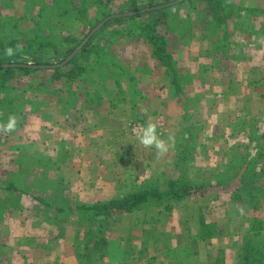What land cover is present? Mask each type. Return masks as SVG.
Masks as SVG:
<instances>
[{
  "label": "rangeland",
  "instance_id": "rangeland-1",
  "mask_svg": "<svg viewBox=\"0 0 264 264\" xmlns=\"http://www.w3.org/2000/svg\"><path fill=\"white\" fill-rule=\"evenodd\" d=\"M132 1L0 0V44L16 50L3 61L34 70L80 45L103 12L123 15L93 39L90 56L80 57L86 71L78 78L0 76V86L7 78L12 85L0 90V123L18 117L14 132H0V264H239L246 235L264 236V117L253 114L264 95V81L256 80L264 79V0H225L222 10L200 0H152L153 7L175 2L153 10L149 0H136L142 12L130 21L123 5ZM152 31L183 76L176 77L185 81L180 89L156 58ZM105 46L114 65L97 57ZM149 121L162 138L175 136L163 158L132 134ZM184 170L203 185L197 194L167 208L137 209L131 227L123 215L89 223L78 213L79 204L146 184L165 190ZM47 203L66 208L69 225L45 222ZM89 236L105 238V246L86 251ZM100 254L108 261L96 260Z\"/></svg>",
  "mask_w": 264,
  "mask_h": 264
},
{
  "label": "trees",
  "instance_id": "trees-1",
  "mask_svg": "<svg viewBox=\"0 0 264 264\" xmlns=\"http://www.w3.org/2000/svg\"><path fill=\"white\" fill-rule=\"evenodd\" d=\"M135 1L136 0H134V2L132 1L133 2L132 4L125 2L123 5L124 8H126V10H128V11L134 12V14H135L136 11L139 10L136 7ZM149 1L150 2L148 3V7L155 6L154 2L152 0H149ZM170 1H173V0H164L165 3L170 2ZM187 1H191V0H184V1H181L180 3L182 4V3H185ZM200 1L206 2L208 5H212L211 6L212 10H213V8L215 9L214 5L219 6L220 7V8H218L219 10H222L227 5L225 0H200ZM160 11H158V12H160ZM111 14H113V11L107 10L106 12L102 13V18H106L107 16H109ZM136 17H138V16L132 14V15L128 16L127 18L131 21V20L135 19ZM121 20H122V17H116V18H111V19L107 20L105 22V24L98 31H96L88 39V41L85 42V44L80 48V50L63 66H59V65L64 60H66L65 58L69 54H71L74 51V49H76L79 46V44H77V45L73 46L71 49H69L67 51V55H65L63 58L59 59L56 62V65H48L46 63L44 65H41L40 63H38V69L37 70L36 69L34 70L28 64L15 63L14 61H11V60H8L6 63H4V61H3L4 58L6 59L8 57V56L4 55V53H5L4 50L6 49V46L3 47L0 44V76L11 77V76L16 75V73H19V72H21L22 74H30V73H34V72H38V71L39 72L47 71V72H53V74L57 78L58 77H66V79H68V80L78 78L79 76H81V73L86 71L84 65L78 64V60L80 59V57H82V55L90 56L92 51H94L93 50L94 47L91 46L93 39L95 37H97L98 35H100L101 33H103L104 30H107L109 25L112 24V22H115V21L118 22ZM94 22H96V23L89 25V28H88L89 32L95 27L96 24H98L100 22V20H95ZM131 33L132 32H130V34ZM148 39H149V43L156 49L155 50L156 58H158V60H160V61L163 60L161 63V66L164 68V71H166L165 72L166 76H168L170 78V79L169 78L168 79L171 81V84L173 86L175 84L180 89L181 86L183 84H185V81L184 80L177 81L176 77L179 78V77H183V76L178 75V72H176V71H178L177 68H175V66L172 63H169L170 60L169 61L165 60V58H167L168 56L170 57V55H167L165 50H164L166 42L164 41V39L159 38L156 35H154V31L150 32V37ZM214 48L217 49V46L212 45L213 50H214ZM107 49H108V46H105V47L101 48L99 50V52H96L98 59L100 58V56H104L106 58V60L111 61L110 60L111 55L109 54V52L105 51ZM101 51H103V52H101ZM13 56H15V55H13ZM82 58H84V57H82ZM96 62L98 63V61H96ZM4 64L6 66H4ZM111 64L114 65V63L112 61H111ZM167 64H169L170 67H167L166 66ZM105 65H107V64H105ZM107 66H109V65H107ZM64 69H66V70H64ZM62 70H64V71H62ZM8 80H10V79L7 78V80L2 83V85L0 86V90L5 88L6 84H8ZM8 85H10V84H8ZM10 86H12V85H10ZM3 91H2V94H5V93H3ZM9 93L10 92H6L5 98L9 97ZM9 98H11V97H9ZM181 168H182V170L184 169L183 166ZM182 170L180 169V172ZM221 174H224V173H221ZM181 175H182L181 179L177 180L176 182H170L167 185V188L165 190L160 189L157 185L146 184L145 187H143V188L142 187L138 188L137 190H134L133 192H129V193L124 194L123 196H120V197L111 198L107 201H99V202L93 203L91 205L79 204V206H76L79 209L78 213L83 214V216L81 215L82 218H85V216H86V218H88V219L85 218V221H88L90 223L92 221V219H97L99 221L105 222L108 219H110L113 215L127 214L129 216H132V214L134 213L135 210L140 209L142 207H145L147 205L151 207L152 204L154 207H161V206L163 207L164 206L165 208H167V206H169L173 202H179V201L185 200V198L192 196L193 194H197V192L203 187V185L193 184L192 182L188 181L186 174H185V170H184L183 174H181ZM255 177H256V175H254L250 178V181L253 182L254 184H256L255 183L256 182ZM250 181H247V182L244 181V183H243L244 185H241V186L245 187V188L251 186ZM11 187L12 186L10 185L8 187V189L10 190ZM13 190H15V189H13ZM46 206L48 208H46L44 210V211H46V216L44 217V220L48 224H53V226L56 227V229H60L64 225L68 224L69 221H71L70 220L71 213L69 215L68 213L64 212V211H66V208L60 207L58 205H52V203H47ZM70 210H71V208L68 207V211H70ZM90 231L92 232L93 230H90ZM263 238H264V236H259V239H256V236L254 234L253 235H251V234L246 235V237L243 240V243H244L243 247H242L243 253L240 256L239 264H264V241H263ZM100 239L101 240L99 242V240L96 241V239L90 237V239H89L90 240L89 241L90 248L86 251L92 252V254H93L95 252H93L92 250L94 248H97L98 247L97 245L99 243H103L102 245L105 246V244H106L105 238L102 237ZM88 247L89 246L86 245V248H88ZM102 254L98 255V257H96L97 258L96 260H100V259L104 258L105 256ZM90 261H91V259H90ZM221 261H222L221 258H219L213 264H220ZM92 262H94V261H92Z\"/></svg>",
  "mask_w": 264,
  "mask_h": 264
},
{
  "label": "clouds",
  "instance_id": "clouds-1",
  "mask_svg": "<svg viewBox=\"0 0 264 264\" xmlns=\"http://www.w3.org/2000/svg\"><path fill=\"white\" fill-rule=\"evenodd\" d=\"M15 52L16 50L11 47L5 49V55L8 57L15 55ZM17 124L18 117L9 115L6 123H0V132L5 134L14 132ZM132 134L141 146L146 149H154L158 159L166 156L175 147V136L170 134L166 139L162 138L161 133L158 132V124L155 121L136 125Z\"/></svg>",
  "mask_w": 264,
  "mask_h": 264
},
{
  "label": "crops",
  "instance_id": "crops-1",
  "mask_svg": "<svg viewBox=\"0 0 264 264\" xmlns=\"http://www.w3.org/2000/svg\"><path fill=\"white\" fill-rule=\"evenodd\" d=\"M262 26H263V28H264V23H263ZM259 42H260V41H259ZM260 47H261V49H262V51H263V50H264V43L261 44V42H260ZM263 57H264V55H263ZM260 66H261V65H260ZM262 69H264V68H262ZM256 80L259 81V82L262 84L263 81H264L262 74H261V77H258V79H256ZM262 96H264V95H263L262 93H260L259 97L262 98V100H259V102H261V104H260L261 106H260V108H259L258 111L253 112L254 116H255L256 114H258L259 116L264 117V101H263V97H262ZM247 99H248V100H250V99L253 100L252 95L248 94ZM247 99H246V100H247ZM257 100H258V99H257ZM254 101H255V100H254ZM247 109H248V108H247ZM248 114L251 115L250 109H249ZM68 150H69V149H68ZM62 152H63V146L60 144L59 147H58V154H60V153H62ZM65 154L68 155V153H66V152H65ZM61 158H62V156L57 155L55 161H56V162H59ZM98 163H101V160H100V162H98ZM102 163H103V160H102ZM99 179H101V175L99 176ZM117 180H118V179H117ZM81 194H83V195H84V194L87 195L88 192H87V190H84V191L81 192ZM85 195H84V196H85ZM117 195H118V194H117ZM117 195H116V196H117ZM118 196H119V195H118ZM122 217L127 218V219L130 220V227L133 226V224L136 222V220H135L132 216H129V215H127V214L123 215ZM134 221H135V222H134ZM67 225H69V223H68ZM134 239H140V240H139L140 243H139V242H136V247L139 249L140 244H141V238H139V236H136V237H134ZM134 243H135V242H134ZM134 243H133V244H134ZM148 244H149V242L147 243V245H148ZM56 245H57V244H56ZM54 246H55V244H54ZM141 250H142V249H141ZM106 257H107V256H106ZM106 257L100 259L99 261H108V258H106ZM136 257H137V256H136ZM72 258H73L72 260H75V253H73ZM59 261H60V263L62 262L61 259H60ZM71 264H73V263H71Z\"/></svg>",
  "mask_w": 264,
  "mask_h": 264
},
{
  "label": "water",
  "instance_id": "water-1",
  "mask_svg": "<svg viewBox=\"0 0 264 264\" xmlns=\"http://www.w3.org/2000/svg\"><path fill=\"white\" fill-rule=\"evenodd\" d=\"M179 1H183V0H178V1H175V2H179ZM174 2V3H175ZM174 3H168V4H165V5H162V6H156V7H153L152 9L153 10H157V9H160V8H162V7H164V6H169V5H171V4H174ZM139 12H142V11H138V12H136V13H139ZM132 14H134V13H127V14H125L126 16H130V15H132ZM121 16H123V15H121V14H119V15H111V16H109V17H107V18H105L99 25H97L89 34H88V36L84 39V41L66 58V60L65 61H63L59 66H63L65 63H67L79 50H80V48L85 44V42H87L88 41V39L96 32V31H98L103 25H104V23L107 21V20H109V19H111V18H116V17H121ZM4 66H6V65H4Z\"/></svg>",
  "mask_w": 264,
  "mask_h": 264
}]
</instances>
